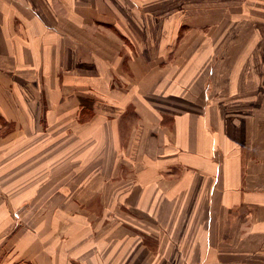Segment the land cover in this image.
Here are the masks:
<instances>
[{
	"label": "crops",
	"instance_id": "obj_1",
	"mask_svg": "<svg viewBox=\"0 0 264 264\" xmlns=\"http://www.w3.org/2000/svg\"><path fill=\"white\" fill-rule=\"evenodd\" d=\"M142 2L0 0L1 263L263 256L264 46H236L204 99L174 16Z\"/></svg>",
	"mask_w": 264,
	"mask_h": 264
},
{
	"label": "rangeland",
	"instance_id": "obj_2",
	"mask_svg": "<svg viewBox=\"0 0 264 264\" xmlns=\"http://www.w3.org/2000/svg\"><path fill=\"white\" fill-rule=\"evenodd\" d=\"M230 1L233 0H208L206 5L199 6L203 3L200 0H143L141 6H137L138 11L141 8V12L144 15L174 16V21L161 22V28H165L166 26L165 29L179 31V36L176 39L177 46L181 48L187 46V49L191 47V54H186L179 48L181 52L176 54V57H182L178 62L182 61L185 68H187V57L191 58L197 74V78L194 77L192 81L193 89L200 90L199 84L202 81L205 84L202 89L204 99L208 98L211 94L210 84H213V79L216 80L218 78L216 74L220 71H217V69L229 68L231 63L235 62L232 56H236V46H264V0H252L250 2L237 0L238 5L230 4ZM130 5L136 6L135 3H131ZM250 14L255 15L254 19L249 22L247 18ZM147 22L150 21L145 20L144 25ZM230 49L234 55L230 52ZM245 55V51L242 50L240 62H246ZM183 69L177 68V79H180L179 75ZM63 205L65 206L64 201ZM111 211L113 210H110L108 205V212L104 213L106 214L105 219H109L107 217H116V219L120 220L121 216ZM17 214L14 217H18ZM99 214L94 215L97 217L104 216ZM60 215L61 217L63 216L64 222H69V225L75 221V215L68 213ZM40 216L38 213H33L30 218L34 222ZM80 216L82 217V215ZM209 217L210 215L208 219ZM131 221L132 223L127 226L132 231L131 236L136 237L138 233H141V230L136 228L135 221ZM81 225L88 226L89 224L88 221L82 220ZM65 230L64 233L66 232ZM167 230L172 235L177 232L175 229ZM160 231L163 237L162 229ZM56 234L60 235L61 233L54 229L53 236L55 237ZM150 235L145 234V236L149 237V247H151ZM64 236L67 237L66 234ZM167 236L168 234L165 235V237ZM256 258L258 260H254V257L251 256L248 260L247 256H244L239 262H234V264H264V253L263 256L259 255ZM0 264L5 263L0 262ZM13 264L20 263L15 262Z\"/></svg>",
	"mask_w": 264,
	"mask_h": 264
}]
</instances>
